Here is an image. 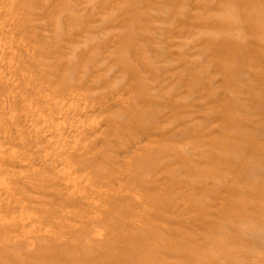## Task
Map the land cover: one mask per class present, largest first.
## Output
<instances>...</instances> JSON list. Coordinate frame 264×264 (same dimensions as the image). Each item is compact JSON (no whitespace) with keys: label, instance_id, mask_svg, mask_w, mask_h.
Wrapping results in <instances>:
<instances>
[{"label":"rangeland","instance_id":"rangeland-1","mask_svg":"<svg viewBox=\"0 0 264 264\" xmlns=\"http://www.w3.org/2000/svg\"><path fill=\"white\" fill-rule=\"evenodd\" d=\"M0 264H264V0H0Z\"/></svg>","mask_w":264,"mask_h":264},{"label":"bare ground","instance_id":"bare-ground-1","mask_svg":"<svg viewBox=\"0 0 264 264\" xmlns=\"http://www.w3.org/2000/svg\"><path fill=\"white\" fill-rule=\"evenodd\" d=\"M61 257H64V256H61Z\"/></svg>","mask_w":264,"mask_h":264}]
</instances>
